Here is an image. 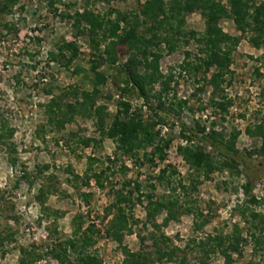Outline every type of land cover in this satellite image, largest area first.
<instances>
[{
    "label": "rangeland",
    "instance_id": "374dc122",
    "mask_svg": "<svg viewBox=\"0 0 264 264\" xmlns=\"http://www.w3.org/2000/svg\"><path fill=\"white\" fill-rule=\"evenodd\" d=\"M221 1L227 3V0ZM84 8L101 14L114 9L129 12L137 10L138 3L136 0H60L50 6L48 0H18L12 13L0 16L1 21H13L18 28V33L13 35L6 33L0 25V115L15 128L12 141L16 150L13 155L17 158L12 165L8 162L4 147H0V229L13 232L12 241L4 242L3 247H0V264H16L20 246L35 243L44 252L46 244L54 242L58 237L72 235V220L77 216L83 218V228L93 224L94 229L99 230V233H94V244L87 251L97 254L102 264H121L124 258L123 247L131 251L150 248L151 233L158 237H169L171 243L165 246L170 248L172 244L185 250V253L176 251L173 261L163 258L153 264H179L181 256H185L186 264H196L198 254L191 251V247L188 249L185 246L189 240H197L207 233H226L234 223L242 228V235L246 238L242 243L241 254L233 255L235 262L264 264V243L259 248L254 246L250 236V232L254 231L253 225L240 217L237 207L247 206L248 209L264 214V152L260 149V138L247 131V127L252 128L254 124L264 121V47L254 48L246 37H242L232 52L231 73L227 74V78H231L230 84H223L224 93L232 100V105L222 117L210 103L212 87L202 80L196 81L201 74L198 73L195 78L186 71L180 73L179 65L186 57L185 51L190 52L187 57L189 60L199 55L196 43L189 40L170 52L161 44L159 69L164 76L171 72L174 78L170 81L169 93L163 96V109L158 112L164 121L157 124L155 130L160 132L159 136L170 138L171 142L165 149L166 158L163 161L156 158L155 166L146 161L140 164L119 155L111 139L100 137L94 124L95 117L79 110L71 122L66 123L62 129H56L46 123L43 108L39 105L48 102L50 98L42 91L45 85L52 87L55 96L65 94L63 99L67 102L73 101L66 94L70 86L78 85L80 90L87 91L92 89V83L82 77L84 72H72L75 66H80L92 74L89 67L94 50L85 35L86 31L76 32L71 17L75 11ZM185 26L202 31L204 20L198 11H194L186 14ZM219 26L232 35L238 34L230 19L220 20ZM142 28L139 27V31ZM61 38L75 40L80 49V55L69 68L47 60L46 53L49 50L56 51L55 44ZM125 51L126 47L123 46L118 53V63L127 61L129 54ZM116 66L104 62L97 69L104 75V81L98 85L95 105L105 106L106 125L120 109V100L129 101L131 111L139 109L143 117L153 118L152 112L143 105L142 97L135 93L120 94L116 83L120 82L123 74ZM137 69L141 70L140 66ZM212 72L213 68L206 77ZM158 90L159 84H155L151 94ZM215 97L218 99L219 93H215ZM179 100H185L181 108L171 105ZM151 101L154 104L156 102L153 98ZM212 121L214 128L225 138L230 136L233 129L239 130L235 146L243 156L249 157L247 152L252 153L253 163L248 172L253 183L251 193L258 199V203L245 201L241 189L245 181L242 173L236 174L222 168L205 177L203 172L192 169L178 152L177 146L188 143L180 135L181 122L187 126L199 122L210 127ZM70 132H74L75 136L70 137ZM78 137L101 138V141H94L85 147L77 142ZM204 149L214 156L218 155L208 146L204 145ZM145 150L148 152L151 147ZM139 153L141 155L142 150ZM89 156H94L95 161H90ZM115 156H118L116 162L111 163L110 160ZM121 164L127 166L125 172L120 170ZM43 165H48V169L39 172L38 169ZM107 165L110 166L105 172L107 177L103 174L100 179L103 187L98 186L92 178L85 183L86 172L90 176ZM166 165L169 169L175 168L177 172L173 179V190L165 185H157L155 179L149 178ZM23 171L28 173L30 185L21 177ZM74 174L79 178L74 180ZM127 180L141 183L143 192L151 191L149 184L155 183V196L171 194L178 198L183 209L180 208L176 217L165 224V212L158 214L155 222L160 227L152 228L143 225L146 220L144 203L136 202L131 212L139 222L133 226L132 233L125 234L122 243L118 244L105 235L107 222L111 218V215H106L105 208L114 198L113 190L120 188ZM40 186L49 188L42 205L35 198ZM124 206L129 210L126 204ZM185 208H189L190 212L185 211ZM56 211L62 212V215L56 216ZM199 211L209 216V222L196 229V224L201 221L197 216ZM262 227L261 236L264 234V224ZM141 237L145 238L144 241ZM158 244L162 246L160 242ZM155 256L152 255L153 258ZM35 264L59 263L46 256ZM208 264H223V258L218 253L213 254Z\"/></svg>",
    "mask_w": 264,
    "mask_h": 264
},
{
    "label": "trees",
    "instance_id": "16d2710c",
    "mask_svg": "<svg viewBox=\"0 0 264 264\" xmlns=\"http://www.w3.org/2000/svg\"><path fill=\"white\" fill-rule=\"evenodd\" d=\"M18 0H0V16L12 13V8ZM60 0H48L50 6H53ZM138 3L137 10L122 12L116 9L109 10L106 14L94 12L93 10L84 8L82 11H75L73 16V27L76 32L81 33L85 30L92 49L93 57L90 61L89 70L85 71L80 66L72 69L73 74H81L85 80L92 83L90 91L80 90L78 85H73L66 90V94L73 98L72 102L64 101L63 95H54L52 87L45 85L42 91L50 96L49 101L39 104L44 111L46 123L53 125L56 129H62L66 123L73 120L75 113L79 110L84 111L95 117L94 124L100 137L111 139L115 144L116 151L119 155L125 156L140 164L149 162L156 165L155 159L163 161L166 158L165 149L170 145V138H163L158 130H155L157 124L164 121V117L158 114L163 109V96L167 95L171 89L170 81L174 75L170 72L163 75L159 69V59L162 55L161 44H164L167 51H173L182 43L193 40L197 45V54L193 60L187 59L190 56L189 51H185L186 57L179 65L181 71L191 73L195 78L200 73V77L196 79L198 82L202 80L212 87V96L210 103L217 108L222 117L228 112V108L232 105V100L224 93L223 84H230L231 78H227L230 74V65L232 62V52L237 47L242 37H246L248 42L254 48L264 47V0H227L223 3L221 0H136ZM68 6V3L65 4ZM198 11L204 20V29L197 31L188 29L185 26V16L188 13ZM115 14L112 17V14ZM70 17L69 14H67ZM222 19H230L238 31L237 35H232L219 26ZM123 23V26H121ZM2 29L7 33L16 35L18 28L15 22L10 20H0ZM143 27L139 31V27ZM125 46L129 57L126 62L118 63V53ZM54 50L46 53L47 60L55 62L62 67L69 68L74 60L80 55V49L75 40H65L61 38L55 44ZM104 62L119 68L123 74L116 86L120 90V94L135 93L142 97L143 105L152 112L153 118L143 117L139 109L131 111L129 101L120 100V109L113 116L112 120L106 125L105 106L102 104L95 105V100L99 93L98 85L103 83L104 75L98 72V67ZM140 66L141 70L137 69ZM34 67V66H33ZM213 68V72L207 78L206 74ZM179 73V74H180ZM258 75H260L257 72ZM121 83V84H120ZM159 84V90L151 94L153 86ZM203 86V85H202ZM215 93H219L216 99ZM155 99V104L151 99ZM185 103V100H179L174 105L177 108ZM210 127L205 124L195 122L193 126H187L181 122L180 135L185 139L186 144L177 146L178 152L182 158L196 171H201L208 175L217 169L226 168L236 174H243L245 181L241 184L245 201L250 204L258 203V199L251 193L253 183L250 178L252 153L247 152V156H243L235 146V139L239 135V130L233 129L228 138L214 128L212 121ZM15 128L11 126L0 115V147H4L7 152L8 162L12 165L16 162L15 145L12 141ZM247 131L252 136H257L261 140L260 149L264 152V121L247 127ZM70 137H74L75 133L70 132ZM100 139L92 137H78L77 142L85 147L90 146L92 142H100ZM196 140L197 143H191ZM68 143V140L64 141ZM204 145L212 148L218 155L214 156L204 149ZM151 147L150 151L145 148ZM142 150L141 155L139 151ZM115 151V153H116ZM118 156H115L111 163H115ZM90 161H95L94 156H89ZM109 159V158H108ZM164 166L160 168L159 173L149 176L155 179V183L165 185L168 189L173 190V179L177 174L175 168ZM48 169V165H43L38 171L42 172ZM110 169L107 165L99 172H93L87 175L85 173V183L89 179H94L98 186L103 187L101 177L106 176V170ZM120 170L125 172L127 166L120 165ZM23 178L28 184L31 180L27 172H22ZM74 180L78 179V175L74 174ZM155 183H150L151 191L143 192L141 183L137 181L127 180L120 188L114 191V198L106 206V215L109 218L105 235L117 242L122 243L123 236L127 233L131 234L133 226L138 224V220L132 214L133 205L144 203L146 220L144 226L150 225L152 228H158L155 218L158 214L165 212L166 216L163 220L165 224L169 219H174L180 208L179 200L176 197L162 195L157 197L153 194L156 188ZM128 186V188H126ZM183 188L185 186L181 185ZM126 188V190H125ZM49 188L40 186L35 196L36 200L42 205L45 194ZM127 205L126 209L124 205ZM238 213L244 221H250L254 231L250 232L256 248L262 247L264 243L263 227L264 214L247 206L240 207ZM183 209V208H182ZM189 211V208H185ZM56 216H61L62 212H55ZM201 221L196 224V229H200L209 222V216L198 212ZM249 219V220H248ZM74 229L72 235L58 237L54 242L46 244L45 251L39 250L35 243L18 248L19 256L16 264H35L44 257H49L59 264H102L101 258L97 254L88 252L87 248L94 244V233L99 230L94 229L93 224H88L83 228V218L81 216L74 217L72 220ZM257 231V232H256ZM13 232L10 229H0V247L4 242L12 241ZM152 246L137 251H131L127 247H123L124 258L121 264H153L156 260L165 258L167 261H173L176 251L185 253V250L171 243V239L165 235L160 237L151 233ZM144 241L145 238H140ZM159 239V240H158ZM246 238L242 235V228L237 223L232 224L231 229L226 233H207L195 240L191 238L185 245L191 251H196L198 260L196 264H208L213 254H220L223 258V264H237L234 254L240 255L242 243ZM161 243L160 246L158 243ZM189 243H192L190 246ZM163 245L165 246L163 248ZM184 246V247H185ZM155 254L156 258L152 255ZM179 264H186L185 256H181L178 260Z\"/></svg>",
    "mask_w": 264,
    "mask_h": 264
}]
</instances>
